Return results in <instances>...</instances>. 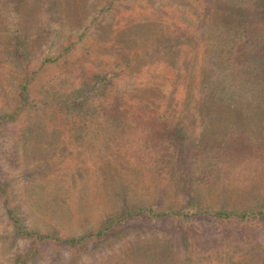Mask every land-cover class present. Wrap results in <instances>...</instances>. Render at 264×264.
Returning <instances> with one entry per match:
<instances>
[{"label": "rangeland", "instance_id": "374dc122", "mask_svg": "<svg viewBox=\"0 0 264 264\" xmlns=\"http://www.w3.org/2000/svg\"><path fill=\"white\" fill-rule=\"evenodd\" d=\"M258 1L247 3L256 7ZM188 2L0 0V117L16 106V83L11 77L20 74L23 60L10 56L9 51L13 52L17 36L35 42L30 59L25 61L30 69L39 70L46 63L30 86V100L40 104L49 86L68 72L80 68L100 72L120 69L116 67L115 51L122 38L150 34L144 52L153 53L154 61L170 50L186 49L188 44H181L183 35L178 27L196 18L190 14L196 7ZM183 4L190 6L186 10L189 17L181 16L183 9L179 8ZM127 25L130 28L126 29ZM67 47L70 50L63 55L68 58L62 61L64 65L47 63ZM260 60L264 73V55ZM147 65L137 72V80H143ZM119 79V85L125 86L132 78L122 74L116 81ZM71 84L72 80L67 86ZM246 88V93L256 89L259 94L261 85ZM243 99L242 104L228 101L241 106L240 112L233 114H221L218 107L206 118V114L190 111L166 114L163 119L133 117V129L125 139L126 154L119 157L116 147L103 146L114 150L111 159L83 137L78 143H70L75 136L71 138L69 131L58 124L48 127L41 122L36 132L21 140L23 127L31 121L28 117L0 122V181L8 185L10 206L29 229L45 233L54 227L66 238L97 224L107 213L117 212L123 202L154 210L119 223L106 241H89L83 247L52 241L32 252L30 242L14 232L0 196V264H264L263 224L219 222L209 214L264 207V97L250 103L248 98ZM40 111L29 112L33 122ZM66 170L65 178L77 179L75 190L67 193L62 182L67 179L59 181L67 202L40 212L37 199L24 195L25 184H33L43 176L41 173L52 176L59 171L62 175ZM76 170L81 173H72ZM184 210L207 213L189 218L173 215ZM160 213L164 216H157ZM60 221L63 226H58ZM29 251L32 253L28 255Z\"/></svg>", "mask_w": 264, "mask_h": 264}, {"label": "trees", "instance_id": "16d2710c", "mask_svg": "<svg viewBox=\"0 0 264 264\" xmlns=\"http://www.w3.org/2000/svg\"><path fill=\"white\" fill-rule=\"evenodd\" d=\"M189 2L196 7L192 13L186 11L190 8L189 4H183L179 8L183 9L182 13L180 12L182 17L186 14L189 17V13L196 17L192 19V23L183 24V28L178 27V31L183 32L180 33V36L183 35L181 44H188L186 49L181 48L176 52L174 49L170 50L154 61L153 53L144 52V46L151 40L150 34L145 35L142 32L140 36L122 38L119 40L118 52L115 51L118 53L116 60L119 63L116 67L120 66V69H104L100 72L80 68L68 72L64 78L60 77L58 82L49 86L40 104L30 100V86L33 78L44 71L46 63L42 64L39 70L30 69L25 61L30 59L35 42L17 36L12 47L13 52L9 51L10 56L23 60L22 69L18 72L20 74L13 73L15 75L11 77L16 83V106L9 113L2 115L0 122L28 117L31 121L23 127L21 140L36 132L41 122L47 123L48 127L58 124L69 131L71 138L76 137L72 139L73 142L70 139V143H78V139L83 137L89 143L98 145L102 150V156L111 159L115 149L119 152V157L121 153L128 152V142L125 139L128 131L133 129L130 121L134 119L133 117L163 119L166 118V114L174 115L179 112L183 114L190 111L206 114V118L215 113L218 107L220 110L217 112L221 114L240 112L239 103L242 104L244 97L248 98L246 99L249 100L248 103L255 98H263L264 73L260 71L262 66L260 58L264 55V0H259L256 7H250L247 0H189ZM192 24L198 29L194 30ZM125 28H130V25ZM126 29L124 31H127ZM180 36L177 40L181 39ZM165 41L166 39L163 43ZM117 45L118 43L114 45L115 48ZM69 50V47L65 48L62 55L54 60L47 59V63L60 65L62 61L68 60L65 58L67 56L63 55ZM257 57L259 59H255ZM64 58L65 60H62ZM145 65L148 69L142 72L143 80L139 81L135 76H139L137 72ZM122 74H128L132 78L125 86L119 85L120 79L116 81ZM68 80H72L69 86ZM248 82L250 86H247ZM260 85L259 94L256 89L248 90L246 93V87L255 88ZM234 100L239 102L237 106L228 103ZM191 104L194 107L190 108ZM39 108L41 111L33 122L32 114L29 112ZM213 108L215 110H212ZM54 119L61 123H55ZM49 133L48 135L55 134ZM105 145L116 148L109 150L103 148ZM18 150L20 152V148ZM55 172L52 176L48 175L50 173H41L43 176L33 184H25L24 195L31 194V198L37 199L36 204L40 212L45 213V209L50 207V211L54 210L56 206L60 207L61 203L67 202L64 191L62 192V188L58 186L59 181L67 179L65 182L62 181L67 186V193L69 190L74 191V187L77 186L76 178L71 177L69 180L65 178L68 175L67 170L62 175L59 171ZM72 173L77 175L81 172L76 170ZM8 189V185L0 181L3 211L11 221L16 235L30 242L32 252L39 245L52 241L68 247H83L89 241H106L114 234L113 229L119 223L133 215L154 212L153 207L145 208V205L134 207L128 202H123L117 212L107 213L97 224L92 223L82 233L62 238L54 227L45 233L29 229L21 221L16 209L10 206ZM28 207H31L30 203ZM189 207L192 209L193 205ZM206 213L200 211L195 214L184 210L174 212L173 215L189 218ZM209 214L219 222L238 221L246 224L252 221L264 225V207L243 212L216 211ZM157 216L164 215L160 213ZM62 224L60 221L58 226H63ZM30 252L28 255L32 253ZM18 264L24 262L19 261Z\"/></svg>", "mask_w": 264, "mask_h": 264}]
</instances>
